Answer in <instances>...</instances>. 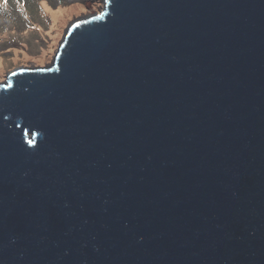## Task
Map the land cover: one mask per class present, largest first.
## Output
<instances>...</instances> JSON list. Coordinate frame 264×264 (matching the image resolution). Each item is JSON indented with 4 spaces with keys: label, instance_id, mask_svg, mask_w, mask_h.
<instances>
[{
    "label": "water",
    "instance_id": "water-1",
    "mask_svg": "<svg viewBox=\"0 0 264 264\" xmlns=\"http://www.w3.org/2000/svg\"><path fill=\"white\" fill-rule=\"evenodd\" d=\"M0 80V264H264V0H102Z\"/></svg>",
    "mask_w": 264,
    "mask_h": 264
},
{
    "label": "rangeland",
    "instance_id": "rangeland-1",
    "mask_svg": "<svg viewBox=\"0 0 264 264\" xmlns=\"http://www.w3.org/2000/svg\"><path fill=\"white\" fill-rule=\"evenodd\" d=\"M103 8L102 0H0V80L10 70L54 62L69 24Z\"/></svg>",
    "mask_w": 264,
    "mask_h": 264
},
{
    "label": "bare ground",
    "instance_id": "bare-ground-1",
    "mask_svg": "<svg viewBox=\"0 0 264 264\" xmlns=\"http://www.w3.org/2000/svg\"><path fill=\"white\" fill-rule=\"evenodd\" d=\"M94 10H95V9H94ZM52 15H53V19H54V21H55V19L58 18V15H57V13H55V12H54ZM52 62H53V61L51 60V61L49 62L48 65H50ZM48 65H47V66H48ZM11 71H13V70H10V71L8 72V74H9Z\"/></svg>",
    "mask_w": 264,
    "mask_h": 264
}]
</instances>
